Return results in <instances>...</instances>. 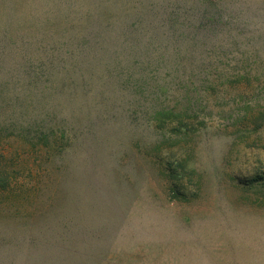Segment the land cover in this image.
I'll use <instances>...</instances> for the list:
<instances>
[{"label":"rangeland","instance_id":"obj_1","mask_svg":"<svg viewBox=\"0 0 264 264\" xmlns=\"http://www.w3.org/2000/svg\"><path fill=\"white\" fill-rule=\"evenodd\" d=\"M257 68L264 0H0V264L259 262Z\"/></svg>","mask_w":264,"mask_h":264},{"label":"trees","instance_id":"obj_2","mask_svg":"<svg viewBox=\"0 0 264 264\" xmlns=\"http://www.w3.org/2000/svg\"><path fill=\"white\" fill-rule=\"evenodd\" d=\"M204 12L202 13V17H201V20L202 21H204V22H202L201 24H200V27H196V26H194L193 28L194 29H200V30H207V31H209L210 30V32L212 33V32H214L215 30H214V28L216 27V24L218 23V19L215 17V15H214V13L213 12H211V9L209 8V7H205L204 8ZM210 22H212V24H213V27L211 28L210 27V25H209V27H205V25L206 24H208V23H210ZM213 29V30H212ZM198 47H199V44H197L196 42H194V43H192V45H190L189 46V48H188V50H187V55L189 56V58H191V57H194L195 55H197V53H198V51H197V49H198ZM210 62L209 63H206L205 64V66H204V68L205 69H207V70H210L211 69V64L210 63H213V60L210 58V60H209ZM248 60H246V61H244V63H241V67L240 68H242V69H247V72H249V69H251V68H248V66L249 65H251L252 64V62H251V64H249L248 62H247ZM247 62V63H246ZM258 69V68H257ZM259 70V74H255L254 76H252V77H254V78H256L257 80H259L261 77H264V70H262V68H259L258 69ZM252 71V70H251ZM250 71V72H251ZM257 71V70H256ZM244 75V76H243ZM248 75H246L245 76V74H239L238 76H237V78H234V79H236V80H238V83H240V81L243 79V80H246L247 81V84H249V81H248V79H249V77L250 76H248ZM246 78V79H245ZM235 80V81H236ZM244 83V82H243ZM189 93H187V95H188ZM164 114H167V113H165V112H163Z\"/></svg>","mask_w":264,"mask_h":264},{"label":"crops","instance_id":"obj_3","mask_svg":"<svg viewBox=\"0 0 264 264\" xmlns=\"http://www.w3.org/2000/svg\"><path fill=\"white\" fill-rule=\"evenodd\" d=\"M262 252L261 255L257 258L259 262H256L254 264H264V244H262Z\"/></svg>","mask_w":264,"mask_h":264}]
</instances>
